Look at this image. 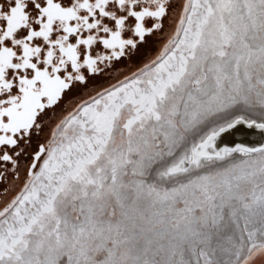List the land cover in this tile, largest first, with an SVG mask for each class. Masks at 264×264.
I'll use <instances>...</instances> for the list:
<instances>
[{"label":"snow or ice","instance_id":"obj_1","mask_svg":"<svg viewBox=\"0 0 264 264\" xmlns=\"http://www.w3.org/2000/svg\"><path fill=\"white\" fill-rule=\"evenodd\" d=\"M0 264H264V0H0Z\"/></svg>","mask_w":264,"mask_h":264}]
</instances>
